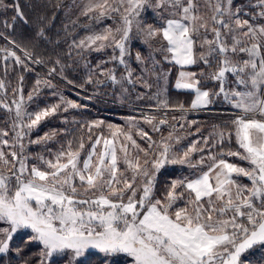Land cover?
<instances>
[{"label":"snow or ice","instance_id":"1","mask_svg":"<svg viewBox=\"0 0 264 264\" xmlns=\"http://www.w3.org/2000/svg\"><path fill=\"white\" fill-rule=\"evenodd\" d=\"M0 7L14 13L0 21V264H264V0H82L60 29L62 0H37L34 18L20 0ZM57 80L110 81L121 98L139 85L147 107L124 125L70 120L80 91ZM210 110L209 127L188 119ZM57 115L77 127L33 138ZM177 164L188 175L161 186Z\"/></svg>","mask_w":264,"mask_h":264},{"label":"trees","instance_id":"2","mask_svg":"<svg viewBox=\"0 0 264 264\" xmlns=\"http://www.w3.org/2000/svg\"><path fill=\"white\" fill-rule=\"evenodd\" d=\"M76 0H62V7L60 9H57L56 11V20H55V28L60 29L62 24H69L73 18L70 17L71 12L77 8H75L73 2ZM79 1V0H77ZM4 4H8L9 0H3ZM20 3L25 11V13L30 17L34 18V11L32 10V5L37 4V0H20ZM37 10H39V5H37ZM52 13L49 12V15ZM14 13L11 11V9L5 10L3 7H0V21L9 19L11 16H13ZM87 20L81 19L80 24H87ZM2 27H0V31H2ZM19 30V26H18ZM68 31L75 35L77 38L80 36L85 35L84 30L80 26H77L75 28L69 26ZM63 34V33H62ZM135 50H144L141 49L140 44L137 43L136 46L133 49ZM107 55H111V53H107ZM106 54L105 53H92L89 55L88 59L91 61V63L94 65L97 61L105 59ZM82 63L80 66H74L76 67V71L67 73L69 79L75 80L77 84L83 83V78L85 77L86 73L82 71ZM108 68L117 67V78L120 77V75L124 72V69L122 66H115L113 64H108ZM133 68L136 67L135 64L132 65ZM167 67V66H166ZM192 70H196L193 68ZM37 72L43 73L45 71L44 68L37 67ZM139 70L137 69V72ZM12 81V84L15 85V76L9 77ZM35 79L33 75H26V87L31 88V83ZM101 79H105L104 77H101ZM59 88L64 91L65 95L70 96L72 99H76L72 93L74 91H81L84 93L86 97L89 98V100L81 101L79 100V103L82 104L84 107L78 110H72L70 111L69 119L71 120L73 117H75L77 120H97L101 119L105 122L109 123H115L124 125L125 119L124 117H129L133 115H139L140 108L147 107L146 104L141 103L136 100V91H142V89L139 87V85L136 86L135 89L132 88L131 85H127L129 88V93L126 98H121L119 95V86L112 85L109 81L106 85H86L84 90H78L73 89L71 87L66 86L64 83L60 82L59 80L55 81ZM171 79L168 84V91H169V97L173 102L176 101H184L186 104L190 101L191 96L188 93L185 92H177L171 87ZM115 90V94L114 93ZM155 90V89H154ZM40 103V106L43 107L45 102L52 103L50 99V90H45L38 101ZM7 119V114L4 110H0V127L4 126V121ZM64 117L62 115H57L52 118H50L48 121H46L44 124L40 126V128L35 132L33 138L35 136L43 135L45 132H48L52 129H63L65 127L67 128H74L77 127L73 124L65 125L62 123ZM189 120H198L201 123L202 127H209L211 124L216 123L219 121L220 117L214 110H210L208 112H202L199 114H190L188 116ZM147 130V129H146ZM194 139V138H191ZM189 138V140H191ZM42 149L38 146H32L30 149V152L37 153L40 152ZM187 166L181 165L180 168H177L175 165H167L166 169L163 170L162 174L159 176V181L161 183V186H163L165 181H170L171 176H176L177 170L179 169L180 172H183ZM187 170V168H186ZM189 170H187L188 172ZM39 253V247H33L29 250L26 255H32L36 256ZM35 264H38V261H35Z\"/></svg>","mask_w":264,"mask_h":264},{"label":"rangeland","instance_id":"3","mask_svg":"<svg viewBox=\"0 0 264 264\" xmlns=\"http://www.w3.org/2000/svg\"><path fill=\"white\" fill-rule=\"evenodd\" d=\"M81 2H82V0H79V1H74L73 2V4L75 5L74 7L75 8H77V10H73L72 12H71V14H70V17L71 18H73V20H75L76 19V16L78 15V6L81 4ZM88 23H90V22H87V24ZM76 91H74V93H75ZM74 93H72V95L77 99V97H76V95L74 94ZM80 99L79 100H81V101H86V100H89V98L88 97H86L85 95H84V93H82L81 91H80ZM79 100H78V102H79ZM215 111V110H214ZM124 118H127V117H124ZM106 123H109V122H106ZM115 124V123H114ZM190 139L191 138H194L195 139V137H189ZM188 143V141H184V144H187ZM172 166V165H171ZM174 166V165H173ZM177 168H180L181 167V165H179V164H177V165H175ZM184 166V165H183ZM184 168V167H183ZM187 168V167H186ZM186 168H184L185 170L183 171V172H180V170L178 169L177 170V173H176V176H171V180L172 179H177V178H180V177H182V176H187L188 175V173H189V171L187 172V170H186Z\"/></svg>","mask_w":264,"mask_h":264}]
</instances>
